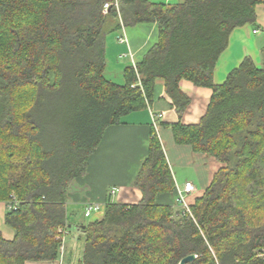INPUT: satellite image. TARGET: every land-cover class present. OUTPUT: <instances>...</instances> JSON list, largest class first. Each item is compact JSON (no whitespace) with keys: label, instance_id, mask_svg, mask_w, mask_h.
Listing matches in <instances>:
<instances>
[{"label":"trees","instance_id":"1","mask_svg":"<svg viewBox=\"0 0 264 264\" xmlns=\"http://www.w3.org/2000/svg\"><path fill=\"white\" fill-rule=\"evenodd\" d=\"M109 5L107 13L103 6ZM264 0H0V202L13 199L0 233V264L60 257L71 183L85 175L104 131L150 106L163 80L179 119L190 99L181 80L211 89L197 124L170 127L177 145L220 164L190 215L156 204L175 192L151 131L133 186L134 205L103 204L100 220L78 226V264H264V49L217 85L213 73L231 32L256 21ZM154 23L157 42L123 83L105 77V39ZM122 26V27H121Z\"/></svg>","mask_w":264,"mask_h":264},{"label":"crops","instance_id":"2","mask_svg":"<svg viewBox=\"0 0 264 264\" xmlns=\"http://www.w3.org/2000/svg\"><path fill=\"white\" fill-rule=\"evenodd\" d=\"M148 1L165 5L177 3V0ZM255 13L256 21L253 25L247 24L231 32L228 46L215 66L213 73L215 84H222L228 74L245 58H250L257 67L262 65L264 4L258 5ZM157 37L158 28L154 23L139 24L133 28L122 27L119 31L107 35L105 77L113 82L123 80L124 68L135 66L157 42ZM120 38L126 42L119 43ZM112 74L117 79H113ZM178 88L190 99L180 119L172 100L165 93L163 80H157L150 106L127 115L122 119L121 125L111 126L104 131L95 153L87 162L85 175L75 179L69 188L65 207L70 225L62 241L59 259L51 263L26 262L25 264H78L83 243L77 227L86 225L79 218H90L84 217L85 205L104 204L107 199L126 205H134L141 201V192L133 184L147 158L151 131L156 134L163 148L165 160L175 183L174 194L157 195L156 204L174 207L176 189H182L185 183H191L194 188L193 193L186 197L189 205L202 196L220 164L213 158L192 152L189 146L177 145L169 126L179 121L183 125L197 124L206 112L212 91L197 87L187 80L179 81ZM113 188L119 191L110 196L109 191ZM115 197L116 201H114ZM7 211L6 203L0 202V233L3 239L11 241L14 232L5 225L4 218ZM102 216L103 210L88 223L98 221ZM71 229H75L77 237L74 236L70 243H66V236H69Z\"/></svg>","mask_w":264,"mask_h":264},{"label":"built area","instance_id":"3","mask_svg":"<svg viewBox=\"0 0 264 264\" xmlns=\"http://www.w3.org/2000/svg\"><path fill=\"white\" fill-rule=\"evenodd\" d=\"M109 8L108 4H105L103 6V13H107ZM126 41L122 38L119 39V43H125ZM118 189L117 188H113L109 191V195L113 196L115 194L118 193ZM176 200H175V204L176 207L179 208L182 213L184 214H188L190 215V209H189V203L186 200L187 195L193 193L194 188L192 186L191 183H185L182 189H176ZM9 203V207L8 210L10 209H14L17 207V202L15 201V199L11 200L8 202ZM103 210V204H99V203H87L85 205L84 208V217L85 218H89L91 217V215L93 214H99L101 213V211Z\"/></svg>","mask_w":264,"mask_h":264},{"label":"rangeland","instance_id":"4","mask_svg":"<svg viewBox=\"0 0 264 264\" xmlns=\"http://www.w3.org/2000/svg\"><path fill=\"white\" fill-rule=\"evenodd\" d=\"M113 75V74H112ZM113 79H117V78H115V76L113 75V76H111ZM119 81V80H118ZM115 83H117V84H122L123 83V80H121V81H119V82H116V81H114ZM114 201H116V197L114 198ZM6 203V206H7V209H8V207H9V203L8 202H5ZM70 210V209H69ZM71 211V210H70ZM96 216V214H93V215H91V217L89 218V219H82V218H79L80 219V221H82L84 224H87L89 221H91V219L93 218V217H95ZM62 238H61V240L63 241L64 240V237H65V234H66V230H63L62 231ZM75 234H76V231H75V229H71V231H70V234H69V236H66V243L67 242H69L70 243V241L71 240H73V237L75 236ZM77 236H75V238H76Z\"/></svg>","mask_w":264,"mask_h":264},{"label":"water","instance_id":"5","mask_svg":"<svg viewBox=\"0 0 264 264\" xmlns=\"http://www.w3.org/2000/svg\"><path fill=\"white\" fill-rule=\"evenodd\" d=\"M195 259V256L194 255H190V256H187L185 258H183L179 264H186V263H190L192 262L193 260Z\"/></svg>","mask_w":264,"mask_h":264}]
</instances>
